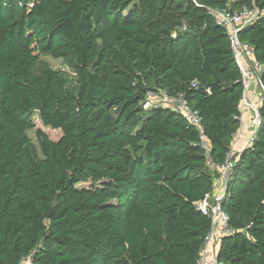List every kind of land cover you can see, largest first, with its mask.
Wrapping results in <instances>:
<instances>
[{"label": "trees", "instance_id": "1", "mask_svg": "<svg viewBox=\"0 0 264 264\" xmlns=\"http://www.w3.org/2000/svg\"><path fill=\"white\" fill-rule=\"evenodd\" d=\"M197 3L0 0V264L197 263L211 229L197 203L211 198L215 173L184 116L141 104L150 91L184 94L223 163L243 87L207 8L264 12V0ZM239 37L264 64V16ZM42 56L69 65L73 87L66 72L38 69ZM34 114L62 132L54 142L36 130L41 157L27 135ZM223 210L234 233L219 261L264 264V126Z\"/></svg>", "mask_w": 264, "mask_h": 264}, {"label": "built area", "instance_id": "2", "mask_svg": "<svg viewBox=\"0 0 264 264\" xmlns=\"http://www.w3.org/2000/svg\"><path fill=\"white\" fill-rule=\"evenodd\" d=\"M198 5L197 0H188ZM255 3V1H254ZM208 14L215 20L216 24L227 32L233 56L241 72L239 83L243 87V97L238 108L236 119L240 122L238 131L233 135L226 159L221 164H215L210 159L212 146L205 135L203 119L197 110H194L184 94L172 95L164 90L150 91L142 102V108L148 111L150 108H164L185 117L188 126L199 134L197 146L203 150L208 157V166L215 173L213 182V193L207 202L197 203V208L205 216L211 219V229L204 240L199 259L196 264H222L218 259V253L225 236H230L234 230L230 226L229 217L223 210L226 200L227 189L234 178V169L242 154L252 148L256 137L264 126V118L260 110L249 100V94L258 97L260 104L264 105V64L254 60V47L240 40L239 34L242 30L258 21L264 16L255 4L253 7L244 6L239 10L224 11L207 8ZM182 32L187 31V25H183ZM247 61V64L244 63ZM261 107V108H262ZM252 108L254 113L250 124L244 123L245 110ZM221 229V235L217 234ZM218 250H212L214 243ZM21 264H32L31 256L23 259Z\"/></svg>", "mask_w": 264, "mask_h": 264}, {"label": "rangeland", "instance_id": "3", "mask_svg": "<svg viewBox=\"0 0 264 264\" xmlns=\"http://www.w3.org/2000/svg\"><path fill=\"white\" fill-rule=\"evenodd\" d=\"M43 65H48L53 70L66 72L69 75L70 87H73V85L75 84L74 71L64 61L56 60V59H54L52 57H48V56H42L39 60V63H38V69H39V66H43ZM151 110H152V108H150L148 111H151ZM33 118H34L35 123H36V129L29 131L27 133V135L30 138L32 145L35 147L38 155L41 157L42 156L41 145H40V141L36 135V130L42 129L48 135V137L54 142H57L60 140V138L62 137V132L60 130H53L49 127L43 126V124L39 120L38 114H34ZM88 186H89V184H80L79 185L80 188L88 187Z\"/></svg>", "mask_w": 264, "mask_h": 264}, {"label": "crops", "instance_id": "4", "mask_svg": "<svg viewBox=\"0 0 264 264\" xmlns=\"http://www.w3.org/2000/svg\"><path fill=\"white\" fill-rule=\"evenodd\" d=\"M244 63L247 64V61H244ZM248 97H249V100L251 101V103H253L254 106H256L260 110L262 105L260 104L258 97L254 94H249ZM253 113H254V111L252 108L251 109L248 108L247 110H245L244 115H243L244 123L250 124ZM217 234L221 235V229H217ZM218 248L219 247H218L217 243L215 242L214 245L212 246V250H214V249L218 250Z\"/></svg>", "mask_w": 264, "mask_h": 264}]
</instances>
